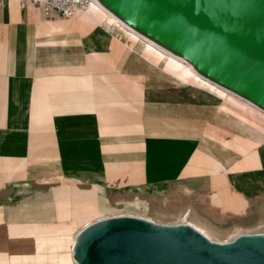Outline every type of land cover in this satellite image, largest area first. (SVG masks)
Masks as SVG:
<instances>
[{
    "label": "crops",
    "instance_id": "obj_1",
    "mask_svg": "<svg viewBox=\"0 0 264 264\" xmlns=\"http://www.w3.org/2000/svg\"><path fill=\"white\" fill-rule=\"evenodd\" d=\"M92 8L66 18L0 0V251L64 257L27 252L43 236L72 243L119 197L173 224L264 233V112L243 120L177 81Z\"/></svg>",
    "mask_w": 264,
    "mask_h": 264
},
{
    "label": "water",
    "instance_id": "obj_2",
    "mask_svg": "<svg viewBox=\"0 0 264 264\" xmlns=\"http://www.w3.org/2000/svg\"><path fill=\"white\" fill-rule=\"evenodd\" d=\"M206 79L264 111V0H99ZM73 264H264V233L216 242L190 224L131 215L75 235Z\"/></svg>",
    "mask_w": 264,
    "mask_h": 264
},
{
    "label": "bare ground",
    "instance_id": "obj_3",
    "mask_svg": "<svg viewBox=\"0 0 264 264\" xmlns=\"http://www.w3.org/2000/svg\"><path fill=\"white\" fill-rule=\"evenodd\" d=\"M96 5L108 13L109 15V22L113 23L114 27H118L119 25L127 29L132 34V39L139 40L138 42V48L139 50L141 47H143L142 51H145L146 58L149 62L153 64H160L165 70L171 71L174 73L177 81L179 82H186L189 84H193L195 86L203 87L214 94L223 97L224 99V107L226 110H232L236 111L237 114L240 115V117L243 120L260 123L259 117L257 116L256 111H262L258 107L254 106L250 102L242 99L241 97L233 94L232 92L226 90L225 88L217 85L216 83L206 79L201 74L198 73V71L192 66L191 63H189L187 60L182 58L181 56L173 53L172 51L168 50L167 48L163 47L159 43H157L155 40L151 39L150 37L144 35L143 33L137 31L135 28L130 26L128 23L124 22L122 19H120L115 13H113L111 10H109L106 6H104L99 0H95ZM114 28V29H115ZM141 51V50H140ZM173 58L178 59L180 61H183L189 67L183 66L177 61H175ZM228 92V93H227ZM232 95L238 97L239 99L245 101L247 104H244L242 108L235 107L234 103L231 101ZM251 105V106H250ZM264 112V111H263ZM143 210H146V207H141ZM198 230V229H197ZM201 232V231H200ZM202 233V232H201ZM206 236V235H205ZM207 237V236H206ZM62 244V243H61ZM56 245L54 253L62 252V245ZM51 252V251H50ZM52 252V253H53ZM71 255H72V248H71ZM67 255L64 257L62 256H56V257H46L42 263H59L62 260H65Z\"/></svg>",
    "mask_w": 264,
    "mask_h": 264
},
{
    "label": "rangeland",
    "instance_id": "obj_4",
    "mask_svg": "<svg viewBox=\"0 0 264 264\" xmlns=\"http://www.w3.org/2000/svg\"><path fill=\"white\" fill-rule=\"evenodd\" d=\"M94 7H95V5L93 6V8ZM93 8H92V10H93ZM103 19H104L103 22H104L105 26H107V24H108L106 22L107 18L105 17ZM113 32L115 33V29L113 30ZM115 34H117V33H115ZM117 35L120 36L122 39H125L124 36L122 37L119 34H117ZM137 42H139V40H137ZM173 59L175 61H177L178 63H180L181 65L189 67V65H187L183 61H180V60L175 59V58H173ZM231 101L234 103L235 107H238V108L239 107L242 108L244 106V104H247L245 101L239 99L238 97H236L234 95H232ZM134 199H136V198L135 197L134 198H130V197L129 198H127V197L117 198L116 199L117 204H116L115 212L118 215H131V216L147 219V220L153 221L155 223L173 224V222H172L173 220L169 219V217L155 214L153 207L151 208L150 211L143 210L142 208H134L132 206L129 207V203H131L129 201H132ZM195 228L198 229L199 231H201L210 240L216 241V242L230 241L239 234L250 232V230L245 229V228H241L238 226H233V227L223 228V229H217L216 231H206L202 228H198V227H195ZM61 234L62 233H60V235ZM35 241H36V243H34V245L31 247L30 251L27 252V254H30V253L31 254H33V253H49L50 251L53 252L56 248L57 241H62V244H61L62 245V251L63 252L69 251V253L66 254L67 257L65 258V260H62L59 263L54 262V263H45V264H73L74 263L72 255H71V248H72L74 240L72 241V243H70L71 239L69 237H66L63 234L59 237H57V236H51V237L50 236H43L40 238H35ZM29 248L30 247H27L26 249H29ZM8 256H9V253L7 251L6 252L0 251V264H16V263L9 261Z\"/></svg>",
    "mask_w": 264,
    "mask_h": 264
},
{
    "label": "built area",
    "instance_id": "obj_5",
    "mask_svg": "<svg viewBox=\"0 0 264 264\" xmlns=\"http://www.w3.org/2000/svg\"><path fill=\"white\" fill-rule=\"evenodd\" d=\"M28 4L41 7L46 13L54 12L66 18L87 13L96 5L95 0H21L22 7ZM114 28L113 23L107 24L108 31L112 32Z\"/></svg>",
    "mask_w": 264,
    "mask_h": 264
}]
</instances>
